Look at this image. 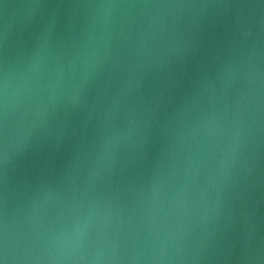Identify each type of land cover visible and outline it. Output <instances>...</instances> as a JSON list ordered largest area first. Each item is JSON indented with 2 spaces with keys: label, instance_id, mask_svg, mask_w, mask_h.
<instances>
[{
  "label": "water",
  "instance_id": "1",
  "mask_svg": "<svg viewBox=\"0 0 264 264\" xmlns=\"http://www.w3.org/2000/svg\"><path fill=\"white\" fill-rule=\"evenodd\" d=\"M0 264H264V0H0Z\"/></svg>",
  "mask_w": 264,
  "mask_h": 264
}]
</instances>
